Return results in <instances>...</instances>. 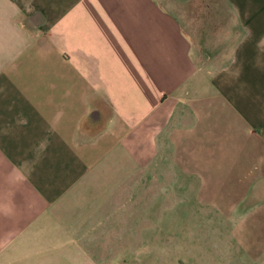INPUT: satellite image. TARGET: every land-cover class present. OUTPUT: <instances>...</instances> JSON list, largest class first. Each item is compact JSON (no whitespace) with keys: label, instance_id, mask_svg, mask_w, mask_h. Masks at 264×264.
Returning a JSON list of instances; mask_svg holds the SVG:
<instances>
[{"label":"crops","instance_id":"1","mask_svg":"<svg viewBox=\"0 0 264 264\" xmlns=\"http://www.w3.org/2000/svg\"><path fill=\"white\" fill-rule=\"evenodd\" d=\"M147 204L264 264V0H0V264L139 257Z\"/></svg>","mask_w":264,"mask_h":264},{"label":"rangeland","instance_id":"2","mask_svg":"<svg viewBox=\"0 0 264 264\" xmlns=\"http://www.w3.org/2000/svg\"><path fill=\"white\" fill-rule=\"evenodd\" d=\"M146 197L148 198V196ZM145 202L147 203L148 200ZM150 209L147 204V206L140 209V214L143 220H150L151 224L147 223L138 226L135 221L139 218L136 215L133 219L135 224H125V229L126 234H131V231L136 229L138 231V227H140V232L144 239L145 236L149 235L159 239V241L156 240L154 242V244H157L156 247L152 246V248L147 249V242L141 241V249L136 250L139 257H110L108 258L110 264H211L210 260L214 249L213 233L217 227L222 226L211 224L189 226L179 221L175 224L166 225L164 218L160 217L159 212L155 209ZM137 210L139 211V208ZM126 212L131 213L132 210L128 209ZM149 213H154L151 218H149ZM169 235H172V238L168 241L167 237ZM197 235H199V239H194V242L191 241V237L194 236L196 238ZM200 236H203V238L200 239ZM97 244L99 245L100 242H97ZM124 244L126 248L127 246L131 248L132 241H124ZM93 259L94 263H96L107 258L94 257ZM242 261H244V258H242Z\"/></svg>","mask_w":264,"mask_h":264}]
</instances>
